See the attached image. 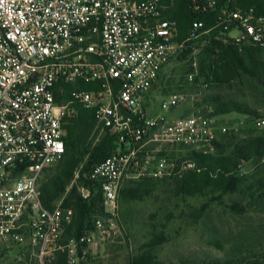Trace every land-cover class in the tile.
<instances>
[{"label":"built area","instance_id":"built-area-1","mask_svg":"<svg viewBox=\"0 0 264 264\" xmlns=\"http://www.w3.org/2000/svg\"><path fill=\"white\" fill-rule=\"evenodd\" d=\"M174 0H0V243L21 264H85L91 248L118 232V199L129 182L177 180L200 172L191 158L207 155L220 136L235 131L187 103L182 93L152 92L164 68L186 46L210 33L194 21L181 39L165 18ZM213 2L210 0L209 5ZM224 32L240 46L264 47V18L225 8ZM193 74L190 75V80ZM92 83L95 89L65 86ZM77 106L94 110L100 134L114 151L84 173L79 197L100 194L108 219L97 217L80 236H69L75 210L61 200L48 209L40 180L66 154L67 126ZM264 127V118L256 120ZM81 179L77 170L75 176Z\"/></svg>","mask_w":264,"mask_h":264},{"label":"rangeland","instance_id":"rangeland-1","mask_svg":"<svg viewBox=\"0 0 264 264\" xmlns=\"http://www.w3.org/2000/svg\"><path fill=\"white\" fill-rule=\"evenodd\" d=\"M236 34H224L219 40L229 44ZM244 46L256 47V73L238 68L228 59H218L205 35L189 43L164 68L152 92L156 110L164 97L184 94L187 103L176 115L195 106L206 112L231 103L244 107L245 113L232 111L220 119L221 124L237 130L220 136L207 155L231 157L240 145L264 138V127L255 123L264 118V47ZM248 67L253 68L250 63ZM103 137L95 125L75 170H80L81 177ZM194 156L191 158L201 164ZM235 163L225 189H207L193 196L180 193L172 180L125 185L118 199L117 234L104 245L93 246L85 264H264V156ZM61 169L56 166L46 171L40 188ZM75 172L71 179L62 180L65 191L53 206L72 192L78 194L81 179L76 180ZM92 207L86 226L97 217L109 218L100 201ZM21 260L17 251H5L0 243V264H21ZM54 264L67 263L61 258Z\"/></svg>","mask_w":264,"mask_h":264},{"label":"trees","instance_id":"trees-1","mask_svg":"<svg viewBox=\"0 0 264 264\" xmlns=\"http://www.w3.org/2000/svg\"><path fill=\"white\" fill-rule=\"evenodd\" d=\"M174 0L172 7L168 8L164 16L169 20H173L179 26L180 38H185L196 20L201 21L204 25L203 30H210L207 35L211 41L212 49L218 59H228L233 65L238 68L256 73V63L253 60V52L257 51L256 47H245L235 43L223 44L219 39L224 34L221 26V14L225 8L229 10H240L248 12L254 11L256 17L264 18V0ZM248 63L252 64V69L248 67ZM218 64V63H216ZM214 69V67H212ZM219 79V78H218ZM83 88L86 90L95 89L92 83H81L75 86H65L66 93H70L73 88ZM77 115L73 118L67 126L66 154L63 161L58 165L62 166L61 172L51 177L44 185L41 186L42 202L48 209L54 208L53 202L57 200L65 191V185L62 183L63 179H71L75 170L80 165L86 149V142L94 129L96 122L94 118V110L77 106ZM236 111L245 113L243 106L237 103L224 104L216 108L214 115H227L228 113ZM227 135V134H226ZM114 139L106 134L102 142L94 148L90 162L87 164L83 173L88 172L95 165L108 157L115 149ZM255 156H264V138H254L243 145L237 147L231 157L225 156H194L201 164L200 172H190L181 179L175 181L176 187L180 193L193 196L199 194L207 189H225L230 181V174L233 167H236L235 161H248ZM163 180H145L139 182H129L127 184H151L152 182L166 181ZM84 178L81 177V183ZM126 184V185H127ZM101 200L100 194H97L91 202L82 200L79 195L72 192L66 197V204L72 205L75 210V217L72 226L68 230L69 236H80L86 226L88 217L96 201ZM211 264H233L232 261H214Z\"/></svg>","mask_w":264,"mask_h":264}]
</instances>
